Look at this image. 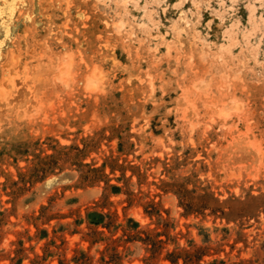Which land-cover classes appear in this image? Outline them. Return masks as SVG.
<instances>
[{"label":"rangeland","instance_id":"1","mask_svg":"<svg viewBox=\"0 0 264 264\" xmlns=\"http://www.w3.org/2000/svg\"><path fill=\"white\" fill-rule=\"evenodd\" d=\"M0 264H264V0H0Z\"/></svg>","mask_w":264,"mask_h":264},{"label":"trees","instance_id":"2","mask_svg":"<svg viewBox=\"0 0 264 264\" xmlns=\"http://www.w3.org/2000/svg\"><path fill=\"white\" fill-rule=\"evenodd\" d=\"M92 214V215H91ZM90 216H92V223L100 224L102 220L104 219V215L100 214L98 212L91 213Z\"/></svg>","mask_w":264,"mask_h":264}]
</instances>
